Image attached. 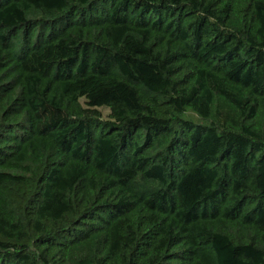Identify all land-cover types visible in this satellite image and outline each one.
<instances>
[{"label":"trees","instance_id":"16d2710c","mask_svg":"<svg viewBox=\"0 0 264 264\" xmlns=\"http://www.w3.org/2000/svg\"><path fill=\"white\" fill-rule=\"evenodd\" d=\"M0 264H264V0H0Z\"/></svg>","mask_w":264,"mask_h":264}]
</instances>
